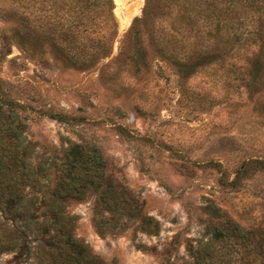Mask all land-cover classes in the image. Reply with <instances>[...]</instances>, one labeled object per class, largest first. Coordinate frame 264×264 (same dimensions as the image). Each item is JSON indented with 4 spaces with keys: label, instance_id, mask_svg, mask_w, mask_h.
Here are the masks:
<instances>
[{
    "label": "rangeland",
    "instance_id": "rangeland-1",
    "mask_svg": "<svg viewBox=\"0 0 264 264\" xmlns=\"http://www.w3.org/2000/svg\"><path fill=\"white\" fill-rule=\"evenodd\" d=\"M143 3L111 0V36L98 16L92 31L65 29L62 0H0V101L26 123L37 151L97 146L106 175L157 221L152 234L136 220L113 229L101 220L99 233L94 197L69 201L74 235L104 264H192V252L207 238L206 203L242 227H264V167L252 166L237 184L228 183L242 161L264 158V118L254 93L243 87L237 93L202 72L182 80L180 67L156 47L168 39L164 31L151 38L143 23L130 33ZM98 47L104 51L90 63H69L70 55ZM135 52L144 60L137 72L127 58ZM0 264L38 263L31 254L6 251Z\"/></svg>",
    "mask_w": 264,
    "mask_h": 264
},
{
    "label": "trees",
    "instance_id": "trees-1",
    "mask_svg": "<svg viewBox=\"0 0 264 264\" xmlns=\"http://www.w3.org/2000/svg\"><path fill=\"white\" fill-rule=\"evenodd\" d=\"M62 4L65 29L92 31L93 18L98 16L104 30L115 34L111 0H62ZM23 20V31L32 33L27 18ZM143 23L148 24L151 38L155 32L168 35L156 47L162 57L180 67L182 80L202 72L212 80H226L237 93L243 87L246 93H254L264 118V0H144L129 32L136 33L137 24ZM101 47L70 55L68 61L86 65L94 53L104 51ZM135 53L127 58L137 72L144 60ZM5 105L0 101V253L31 254L38 264H104L74 235V217L66 211L69 201L89 195L94 197L99 233L104 232L101 220L111 224L110 229L116 222L136 220L139 230L157 232V221L141 214L140 204L106 175L97 146L79 142L37 151L25 135L26 123ZM52 117L64 120L62 115ZM252 166L263 169L264 158L242 161L228 183L237 184ZM204 209L207 238L192 252V264H264L263 226L242 227L212 202Z\"/></svg>",
    "mask_w": 264,
    "mask_h": 264
},
{
    "label": "bare ground",
    "instance_id": "bare-ground-1",
    "mask_svg": "<svg viewBox=\"0 0 264 264\" xmlns=\"http://www.w3.org/2000/svg\"><path fill=\"white\" fill-rule=\"evenodd\" d=\"M126 21H127V19H126Z\"/></svg>",
    "mask_w": 264,
    "mask_h": 264
}]
</instances>
